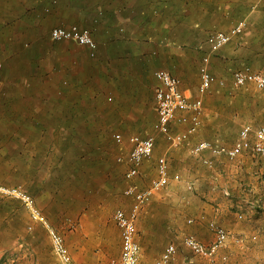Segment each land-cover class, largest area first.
<instances>
[{
    "label": "rangeland",
    "instance_id": "1",
    "mask_svg": "<svg viewBox=\"0 0 264 264\" xmlns=\"http://www.w3.org/2000/svg\"><path fill=\"white\" fill-rule=\"evenodd\" d=\"M74 2L60 0L57 5L43 10L37 9L38 6L36 8L37 0H0V63L3 65L0 80V183L25 188L32 194L51 226L57 225V230L63 235L74 230L76 246L87 234L88 243L93 244L95 253H99L103 245L111 253H116L121 230L114 221V212L118 208L130 211L132 207V199L123 192L128 183L125 178L127 163L120 162L118 156L123 154L127 157L131 149L128 137L132 134H153L156 137L153 156L147 163L152 167L156 166L160 151L171 145L164 134L154 129L157 119L155 88L158 85L154 71L159 68H167L171 72L175 70L177 77L185 73V82L197 93L203 58L197 51L177 49L164 51L165 54L156 51L149 57V70L142 76L139 72L133 74L136 79L141 78V82L134 83L130 74L127 76L128 73H123L122 67H119L121 60L116 47L113 53L117 58L113 61V67L106 64L111 49H106L102 42L103 22L96 13L99 1L88 0L86 5L80 7ZM228 3L234 9L232 14L210 17L199 11L198 16L190 15L186 19L200 22L198 27L211 34L229 31L242 20L247 22L242 37H235L233 43L212 55L210 66L217 82L204 96L209 95V100L204 99V108L221 106L219 120L227 123L228 135L233 138L229 141L234 142L242 124L251 123L255 127L264 125V88L254 83L237 87L233 79V70L245 64L264 73V0H225L224 5ZM178 4L191 9L187 4L173 2L170 3L171 10L172 7L178 9ZM210 4L217 8L221 3L213 0ZM93 14L99 21L86 20ZM71 24L93 31L98 43L94 56L88 47L74 40L57 41L51 38L53 28ZM192 53L197 61L191 57V60L182 58ZM169 55L172 58L169 59ZM214 57L218 59L214 60ZM171 59H174L171 62L173 66L169 65ZM181 59L192 63L185 65ZM224 59L226 62L222 61ZM123 80L132 88L119 89L117 81L122 85ZM85 90L94 95L92 102H89L101 112L94 113L90 123L89 118L87 120L88 125L94 127L93 132L85 131L81 136H76L80 145L75 152L72 145H68L71 138L67 128L60 126L63 122L69 125L68 115L58 109L70 107L76 100L80 102L81 97L75 99L73 93ZM77 106L78 109L84 107L82 104ZM22 107L40 111L43 126L23 130ZM15 109H19L17 115ZM233 109H237L238 113L231 115ZM87 122L80 124L83 125L82 129L87 128ZM181 127L183 125L180 123L173 124L174 131ZM116 133H121L125 139L123 149L114 138ZM197 161L200 167L198 176L194 179L180 177L177 182L173 181L159 192V199L171 197V191L177 186L190 191L204 190L207 201L211 203L217 201L210 198L216 194H221L224 201L230 204L236 203V196L239 195L237 203L241 207L236 209L230 206L232 212H245L248 222L254 220L257 223L249 227L252 236L261 235V240H264V225L260 222H264L261 208L264 202H260L261 207L257 208L244 205L246 199L263 197L264 200V158L249 152L237 159L225 156L219 170L216 164L208 167L202 160ZM143 174L146 176H143L142 183L147 187L152 178L150 170L145 168ZM189 184H193L194 188L190 189ZM235 188L240 191L238 195L232 193ZM209 191L210 194L207 193ZM234 218L235 221L244 222L243 217L236 218L234 215ZM67 220L74 225L67 224ZM208 222L206 226H209ZM225 228L229 231V238L234 241V233ZM38 238L47 254V262L58 261L62 264L55 254L47 227L32 218L26 204L17 198L0 197V264H28L25 259L27 242L33 241L32 244L36 245L34 241ZM213 240L207 237L204 243L209 245ZM229 245L221 247L218 253L224 247L232 250ZM255 246L253 252L261 256V262L248 263L264 264V242L258 239ZM218 253L213 259L205 257L206 264L237 263L236 260L230 261L229 253H226L227 258H223V255L217 257ZM97 257L95 254L94 261ZM118 259L116 257L113 264H120Z\"/></svg>",
    "mask_w": 264,
    "mask_h": 264
},
{
    "label": "crops",
    "instance_id": "2",
    "mask_svg": "<svg viewBox=\"0 0 264 264\" xmlns=\"http://www.w3.org/2000/svg\"><path fill=\"white\" fill-rule=\"evenodd\" d=\"M211 1L213 0H103L105 3V11L102 18L104 38L102 42L105 44L106 49H111L109 51V57L106 60L107 66L113 67V61L117 58L113 53V51H115L114 48L116 47V51L121 60L119 67H122V72L125 74L128 73L127 76L130 74L131 81L134 83H139L141 82V78L138 77L140 80L136 79L133 74L139 72L142 76L148 71L150 68L149 57H151V55L153 56V53L156 51H162L161 54H165L164 51L177 49L183 51H197L198 55H202L203 58L210 49L208 38L211 33L204 31L202 28L200 29V27H198L200 22H190L186 18H190V15L198 16L200 13L199 11H202L205 16L210 17H223L234 12L230 3L226 6L224 5L225 0H214L219 1V4L221 3L217 8H215V5L211 6ZM173 2L187 4L191 9L188 10L186 5L178 4V9H173L172 7L171 10L170 3ZM242 35L243 34L237 37H242ZM231 42L233 43V41ZM190 57L194 58V61H197L194 53L189 54V57L183 56L182 58H189L191 60ZM170 58L172 57L169 55V59ZM215 59H218V57H214V60ZM222 61L226 62L225 59ZM171 62H174V59L169 61V65L173 66ZM182 62L185 65H190L192 63V61L186 63L184 60H182ZM172 73L174 75L177 74L175 73V70H173ZM178 76V78L182 80L181 87L188 95H191L190 93H192L194 94L193 97L200 96L199 86L197 93H194L185 82V73H181ZM124 80L122 81V85L120 84V81H117L119 84L116 86L119 89L125 90L132 88V86L130 87ZM157 82L159 84L158 79ZM73 94L75 99L81 97V101L78 102L76 100L74 105H70V107H59L58 110L68 115L69 125H65V122H63L60 126L67 128V132H69L71 138L68 145H72V149L76 152L80 144L75 135H77L76 133L79 128L83 127V125L80 124L82 122H87L88 118L90 123L93 120L92 115L96 112L100 113L101 111L90 103L92 102L91 99L94 98V95L89 94L87 90H85V92L76 91V93ZM204 96L205 95H203V98ZM205 98V100H209V95ZM79 104H82L84 107L78 109L77 105ZM26 109L23 107L20 109L23 130L28 129L30 131L36 129L38 125L43 126L42 118L39 115L40 111ZM221 109V106L216 105L211 106L210 108H204V113L202 115L203 123L198 131L191 134L189 141L179 146H166L163 151H160L159 156L165 155L168 159L170 173L173 176L171 183L175 180L177 182L180 177L194 179L198 176L200 167L196 161L202 160V157L193 154L191 149L196 146L200 140H219L227 145H232L234 143L229 141V139L233 138L230 134L228 135L227 123L219 120L218 116L222 113ZM12 112H14V109ZM15 113L17 115L19 109H15ZM237 113L238 110L233 109L231 115ZM73 116L74 119L72 120ZM89 123H86L87 126L92 128L91 125H88ZM187 126V124H184L179 131L184 130ZM81 131L82 129H80V132ZM28 135L31 136L30 133H28ZM32 136H34V134ZM203 155L213 157L218 170L221 168V163L223 162L222 159L225 157L224 155H213L209 151H205ZM198 157L200 159H198ZM147 163H149L148 159H146L142 165L141 174L135 179L142 188L145 187L142 183L143 176H146L143 174L145 168L146 170L147 168L150 170L152 176L151 180L157 175L156 166L152 167V164ZM192 183L195 182L193 181ZM207 193L210 194L211 191ZM232 193L238 195L240 191L235 188L232 189ZM171 194V197L159 199L161 195L159 192L156 193L152 200L144 206L139 213L136 225L137 240L141 246L140 264H155L161 257L167 245L172 242L178 246V253L175 257V262L177 264H206V258L195 255L192 253L191 249L184 244V237L188 234H192L202 242H205L207 237L213 239V231L210 230L209 226H206V222L211 220H216L224 227H228V229L234 233L235 239L233 241V239L229 238L227 241L228 245L230 243L229 247L232 248V250L228 249V251L227 247H224L220 253H218L217 257L223 255L224 258V256L227 257L226 253H229L230 261L232 260L234 262L236 260L237 263L235 264H250L248 262L255 263L261 260V256L256 255L253 250L256 248V240L260 239V242H264V240H261V235L252 236L251 228H249L250 225L255 226L257 223H254L255 221L251 218L250 219L253 223L248 222V215L245 212L243 213L244 216H242L244 222H241L240 220L235 221L236 219L234 218V215L238 218L241 214L239 211L241 210L232 212L230 207L233 206L232 208L236 209L237 207H241V205L237 203L239 201L237 199L239 195L236 196V203L231 202L230 204V202L228 203L227 201H224L221 194H216L213 197H210L213 200H217L214 203H211L207 201L208 198L205 195L204 190L190 191L182 186H177L174 191H171ZM246 200L247 201L244 205L248 204L249 207L253 208H257V206H260V202H264L263 197H258L255 200ZM261 208H263L262 214H264V204ZM58 210H60L59 207ZM257 214L258 213H256L255 216H257ZM261 216L263 217V215ZM66 222L67 224L69 222L70 226L74 225L71 220H67ZM260 222L264 225V222ZM52 226L57 229V225L52 224ZM73 233L74 230H70L66 234L64 233L66 244L73 257L72 264H113V262L116 261V257L120 259L122 250L121 236L119 248L116 253H111L104 245L102 249L100 248L99 253H95L93 244L88 243L87 234L84 236L83 241H79V246H76L73 239ZM38 240L39 238L34 241L36 245L32 244L33 241L27 242L28 247L27 251H25V259L27 258V263L60 264L58 261L53 263L47 262V254L44 253ZM253 246L254 248H252ZM95 254L98 255L96 261H94ZM252 258L255 259V261H253ZM260 262L261 261H259V263Z\"/></svg>",
    "mask_w": 264,
    "mask_h": 264
},
{
    "label": "built area",
    "instance_id": "3",
    "mask_svg": "<svg viewBox=\"0 0 264 264\" xmlns=\"http://www.w3.org/2000/svg\"><path fill=\"white\" fill-rule=\"evenodd\" d=\"M247 22L242 20L236 23L229 31H217L208 38L209 51L203 57L200 65V96L188 95L181 87L180 79L167 69H158L155 76L159 81L155 89L157 119L154 129L166 136L172 146H179L190 140L192 133L201 127L204 113V98L217 82V78L211 71L212 55L235 37L243 34L246 30ZM53 40H74L81 45L88 47L91 55H95L98 43L89 28L81 27L77 24L69 26H57L51 30ZM3 74V65L0 63V80ZM234 84L242 87L254 83L259 88H264V73L254 70L250 65L245 64L233 70ZM223 83V81H220ZM180 123L188 126L184 130H173V124ZM114 138L124 148V137L121 133L114 134ZM131 149L125 155H119L120 162L127 163L125 178L128 183L124 188V194L132 199L130 211L118 208L114 212V221L121 230L122 250L120 264H140L141 246L137 240L136 221L140 211L153 198V196L168 187L173 176L170 173V166L165 155L157 158V175L151 180L147 187L142 188L135 180L140 174L143 163L153 156L156 147V137L153 134L140 135L132 134L128 137ZM209 151L213 155H224L229 159H237L244 153H251L254 156L264 158V125L253 126L251 123L241 125L239 134L232 145H227L219 140L203 139L192 147L191 152L202 157V161L208 167H213L215 161L213 157L204 156L203 153ZM194 188L193 184L188 185ZM0 197L17 198L24 202L31 212L35 221L44 224L51 237L55 254L62 264H72L73 257L66 244L64 235L49 224V221L38 207L34 197L21 185H5L0 183ZM241 213L239 217H242ZM192 221V220H191ZM214 232V240L207 245L198 240L196 236L188 234L184 237V244L189 247L197 256L213 259L221 247L225 246L229 239V231L217 221L209 223ZM178 253V246L169 243L155 264H177L175 257ZM224 258H227L224 256Z\"/></svg>",
    "mask_w": 264,
    "mask_h": 264
},
{
    "label": "trees",
    "instance_id": "4",
    "mask_svg": "<svg viewBox=\"0 0 264 264\" xmlns=\"http://www.w3.org/2000/svg\"><path fill=\"white\" fill-rule=\"evenodd\" d=\"M60 0H37V4H36V8H37V6H38V8L37 9H43V10H48V9H50L52 6H55V5H57L58 4V2H59ZM99 1V4H98V6H97V8H96V13L98 14V16L97 17H99L101 20H102V18H103V14H104V11H105V3L103 2V0H98ZM74 3H76L79 7L80 6H84V5H86L87 3H88V0H75V2ZM97 17H95V15L93 14L92 16H89V17H87L86 18V20H97V21H99V19L97 18ZM86 26H90L89 24H87ZM90 29V28H89ZM91 32H92V34H93V31L91 30ZM94 36V35H93ZM94 128V127H93ZM93 128H91V129H89V127L87 126V128H85V129H82V128H80V129H82V132H80V129L77 131V135L78 136H81L80 134H82V133H84L85 131H91V132H93ZM77 135H75V136H77ZM81 138V140L83 141V139H82V137H80ZM79 140V139H78ZM81 160H82V158H81Z\"/></svg>",
    "mask_w": 264,
    "mask_h": 264
}]
</instances>
